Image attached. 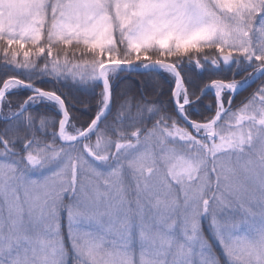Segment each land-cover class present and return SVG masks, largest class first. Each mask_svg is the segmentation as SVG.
Masks as SVG:
<instances>
[{
	"label": "rangeland",
	"instance_id": "obj_1",
	"mask_svg": "<svg viewBox=\"0 0 264 264\" xmlns=\"http://www.w3.org/2000/svg\"><path fill=\"white\" fill-rule=\"evenodd\" d=\"M175 2L0 0V40L21 45L43 38L51 43H82L103 49L107 56L103 63L120 61L110 59L116 52L118 38L124 43L125 51L135 57L153 48L172 52L179 47H192L196 42L200 46L217 44L230 50H252L264 57V0H180L198 5L199 10L187 30L182 34L177 32L175 38L169 28L141 27L145 5ZM204 36L211 39H203ZM148 61L126 62L140 66ZM114 72L108 70L106 75ZM226 85L231 88L238 83ZM208 91L220 98L219 111L226 107L221 100L223 93L228 92L226 88L213 84ZM177 100L180 105L189 101L184 85ZM181 111L184 114V107ZM243 113L241 119L248 121V125L218 128L235 131L256 126L254 121L264 117V106L251 101ZM234 115L232 120L237 122L240 116ZM197 129L203 133L204 128ZM65 134L75 135L67 131ZM246 145L245 153H232L231 179L220 190L217 182L208 179L206 165L182 181L171 171L175 167L179 173L180 159H205L201 153L186 154L176 149L178 161L167 160L161 147L156 148L148 141L127 146L120 156L123 167L108 171L98 170L81 156L75 158L74 150L38 152L46 165L59 163L58 198L62 202L65 196L71 195L70 206L64 213L60 211L61 223L65 221L73 256L81 261L87 264H221L208 236L192 229L191 213L187 220L181 213L186 206L202 208L205 199L223 192L232 202L234 214L237 217L246 214L248 222L236 233H217L215 239L221 253L234 264H261L264 262V232L260 231L264 226V143L253 138ZM86 196L97 200L101 211L108 206H121L131 217V223L118 224L109 234L105 231L107 216L99 221L81 218L70 233L69 210ZM33 206L23 187L15 195L0 191V264H64L65 259L67 264L69 253L63 236L62 252L54 257L46 243L52 237L40 234L35 227L36 215L29 214ZM171 208H179L180 212L170 211ZM73 264L81 263L73 260Z\"/></svg>",
	"mask_w": 264,
	"mask_h": 264
},
{
	"label": "trees",
	"instance_id": "obj_2",
	"mask_svg": "<svg viewBox=\"0 0 264 264\" xmlns=\"http://www.w3.org/2000/svg\"><path fill=\"white\" fill-rule=\"evenodd\" d=\"M116 42L117 49L110 56L111 60L137 59L125 51L119 38ZM200 47L202 51H192L188 55H173L177 50L163 52L153 48L138 57L141 61L172 63L182 77L189 98V104L184 106L185 116L196 123H206L217 115L220 98L212 91L201 95L203 89L216 81L242 83L264 64V60H257L252 50H230L217 44ZM106 57L103 49L82 43H51L43 38L36 43L21 45L0 40V89L8 79L15 78L40 90L56 93L64 101L69 114L66 131L75 134L86 129L104 109V91L98 81V69ZM108 78L112 87L110 113L86 138L70 144L62 143L57 137L62 119L58 103L40 97L30 89L13 88L0 103V159L16 161L35 156L43 160L38 152L41 149L74 150L75 158L81 156L98 170L108 171L115 168L127 146L148 141L159 148L166 138L169 147L182 153H201L209 161L204 171L211 176L210 181L217 182L212 173L210 153L202 147L207 141L203 135H196L176 111L173 99L175 77L171 72L128 73L118 70ZM262 87L264 76L237 94L217 127L235 129L248 125V121L241 119L243 110L251 101L264 106V98L258 95ZM230 96L229 92L223 93L221 100L225 106ZM234 114L240 116L237 122L232 120ZM254 122L257 126L259 120ZM247 148L244 145L242 149L230 151L242 154ZM70 201L71 195L63 198V213ZM63 223L62 236L69 253L67 264H73V260L87 264L73 256L64 220ZM203 232L218 253L220 263L234 264L221 253L207 226Z\"/></svg>",
	"mask_w": 264,
	"mask_h": 264
},
{
	"label": "snow or ice",
	"instance_id": "obj_3",
	"mask_svg": "<svg viewBox=\"0 0 264 264\" xmlns=\"http://www.w3.org/2000/svg\"><path fill=\"white\" fill-rule=\"evenodd\" d=\"M144 7L146 11L142 14L141 27L156 30H160L162 27L169 28L173 32V38H175L177 32L182 34L187 30L198 15L199 10L198 5L183 3L180 0L175 3L150 4ZM202 38L211 39L210 36ZM202 50L199 42H196L192 47H179L176 53L172 54L188 55L189 52H200ZM145 58H147V54H145ZM224 59L227 61L228 57L225 56ZM256 59L261 60L264 57L257 56ZM258 95L264 98V87L258 90ZM202 134L204 140L207 141V144L202 147H206V150L210 153L212 173L216 175L218 190L224 189L227 187L225 182L229 181L232 175V153L230 150L242 149L244 145L251 144L253 138L264 143V117L259 120L258 126H251L248 129L238 128L235 131L230 128H218L205 124ZM161 152L167 160L178 161L179 153L175 148L168 146L166 138L161 145ZM6 155L5 153L4 156L6 157ZM208 163V160L202 158L188 161L180 159L179 173H176L175 167L171 171L182 181L184 177L199 172ZM114 166L123 167V161H118ZM58 169L59 163L45 165L43 160L35 156L16 161L0 159V191L11 192L15 195L19 188H24L26 197L34 205L30 208L29 214L30 216L36 215V230L42 235L52 237L46 243L54 257L62 252L63 225L60 217L61 201L58 198V192L61 188L58 180ZM97 179L99 180L100 176ZM208 179H211L210 175ZM145 186L148 188L147 181H145ZM73 191L75 190L73 189ZM195 195L194 192L193 196ZM203 195H207V193L204 192ZM231 203L221 192L220 196L213 195L211 199H205L202 208L200 206L195 208L186 206L181 214L187 220L189 219V213H191V227L194 231L202 234L205 226H207L212 236L216 238L218 232L221 235L236 233L243 224L248 222L246 214L240 217L234 214ZM170 211L180 212V209L171 208ZM103 216L108 217L105 231L109 234L114 232L118 224L131 223V217L121 206H108L101 211L98 201L93 197L86 196L82 200H78L75 207L69 210V231L71 233L75 230L74 225L81 218L99 221ZM142 217L143 213H141ZM260 231L264 232V226ZM58 245H60L59 248ZM64 264H66V259ZM261 264H264V262H261Z\"/></svg>",
	"mask_w": 264,
	"mask_h": 264
},
{
	"label": "water",
	"instance_id": "obj_4",
	"mask_svg": "<svg viewBox=\"0 0 264 264\" xmlns=\"http://www.w3.org/2000/svg\"><path fill=\"white\" fill-rule=\"evenodd\" d=\"M120 70V71H125L128 73L132 72H144L148 70H166L171 72L174 77H175V88L173 91V99H174V105L176 108V111L178 114L182 117V119L185 121L187 125L195 132L196 135H203L200 133L198 128H204L205 124H210L216 127L218 123L221 121L222 117L227 113L230 109V106L236 97L237 94L241 93L242 91L246 90L248 87H250L252 84H254L256 81H258L261 77L264 76V64L259 67L252 75L250 78L247 80L243 81L241 84L235 85L234 87H225L228 92H230L231 96L229 99L228 104L226 107L222 108L217 115L209 122L206 123H196L190 119H188L181 111V107L183 108L187 104H189V101L184 102L183 104L180 105V103L177 100V96L179 94V91L181 87H183V80L182 77L177 70V68L170 62L164 61V60H150L140 66L134 65L131 62H126V61H108L103 63L99 69H98V81L100 85L103 88L104 91V98H105V106L103 111L91 122V124L84 129L83 131L75 134V135H66V125L69 121V114L66 108V105L64 101L54 92L50 91H44L40 90L37 87L32 86L29 83L20 81L19 79L15 78H10L8 79L3 86L0 89V103L4 99V97L12 91V87H20V88H27L32 90L34 93L38 94L40 97H43L48 100H53L56 103H58L59 108L62 113V119L60 121L59 127H58V132H57V137L62 143L70 144L74 143L80 140H83L86 138L92 131H94L99 124L108 116V114L111 111L112 108V87L109 81L108 76L106 75L108 70ZM213 84H225V82L221 81H216L207 87L204 88L203 93L211 90ZM191 123V125H190Z\"/></svg>",
	"mask_w": 264,
	"mask_h": 264
},
{
	"label": "bare ground",
	"instance_id": "obj_5",
	"mask_svg": "<svg viewBox=\"0 0 264 264\" xmlns=\"http://www.w3.org/2000/svg\"><path fill=\"white\" fill-rule=\"evenodd\" d=\"M217 86H219V87H221V88H225V87H227V85H225V84H217Z\"/></svg>",
	"mask_w": 264,
	"mask_h": 264
}]
</instances>
